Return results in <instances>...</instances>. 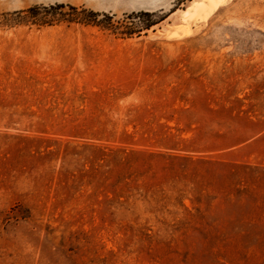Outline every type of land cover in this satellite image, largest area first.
<instances>
[{"label":"rangeland","instance_id":"rangeland-1","mask_svg":"<svg viewBox=\"0 0 264 264\" xmlns=\"http://www.w3.org/2000/svg\"><path fill=\"white\" fill-rule=\"evenodd\" d=\"M203 1L0 0V264H264V0Z\"/></svg>","mask_w":264,"mask_h":264},{"label":"trees","instance_id":"trees-1","mask_svg":"<svg viewBox=\"0 0 264 264\" xmlns=\"http://www.w3.org/2000/svg\"><path fill=\"white\" fill-rule=\"evenodd\" d=\"M63 8H64V4H58V5H52V6H49V7H44V9L46 10V11H49L50 9H52V10H60L59 12H60V14L61 15H63V14H65V12H63ZM31 11H33V10H35V7L34 8H31L30 9ZM152 24H147V25H144V28L146 27H149V26H151ZM129 31H127V33H131L132 32V28L130 29H128Z\"/></svg>","mask_w":264,"mask_h":264},{"label":"bare ground","instance_id":"bare-ground-1","mask_svg":"<svg viewBox=\"0 0 264 264\" xmlns=\"http://www.w3.org/2000/svg\"><path fill=\"white\" fill-rule=\"evenodd\" d=\"M209 2H205V1H203L202 3H201V5L199 6V8L200 9H197L198 11L199 10H201L202 12H205V11H209V8H210V6H212V5H214V6H217V3L219 4V0H208ZM222 1V0H221ZM220 1V2H221ZM198 6V5H197ZM194 9V8H193ZM196 10V9H195ZM197 11V12H198ZM207 11V12H208ZM212 12V11H211ZM201 12L199 11V14H200ZM203 14V13H202ZM201 15V14H200ZM201 16H203V15H201Z\"/></svg>","mask_w":264,"mask_h":264}]
</instances>
